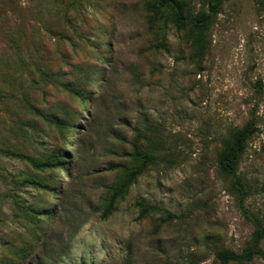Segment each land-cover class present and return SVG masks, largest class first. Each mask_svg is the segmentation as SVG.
Segmentation results:
<instances>
[{
    "label": "rangeland",
    "instance_id": "1",
    "mask_svg": "<svg viewBox=\"0 0 264 264\" xmlns=\"http://www.w3.org/2000/svg\"><path fill=\"white\" fill-rule=\"evenodd\" d=\"M179 1L182 29L171 0H0V264L264 252V4L225 0L197 59Z\"/></svg>",
    "mask_w": 264,
    "mask_h": 264
},
{
    "label": "trees",
    "instance_id": "2",
    "mask_svg": "<svg viewBox=\"0 0 264 264\" xmlns=\"http://www.w3.org/2000/svg\"><path fill=\"white\" fill-rule=\"evenodd\" d=\"M224 1L225 0H204L201 9L189 19L190 29L194 37V57L197 59H202L206 54L209 45L207 41V32ZM260 1L261 4H264V0ZM171 3L175 5V24L178 29H182L184 26L183 3L179 0H171ZM253 133L254 128L246 126L242 129L235 130L231 134L219 155V166L223 172L233 174L236 171L240 153ZM133 180L134 174L131 178L127 179L126 182L119 185L116 193H119L120 190L127 187ZM262 238L263 232L256 226L250 246L240 253L227 249L220 250L216 254L217 261L220 264H228L229 262H249L257 255L264 256V252L260 248Z\"/></svg>",
    "mask_w": 264,
    "mask_h": 264
}]
</instances>
